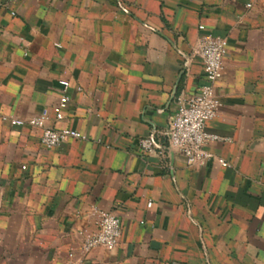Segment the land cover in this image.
<instances>
[{"label":"crops","instance_id":"0c3cea01","mask_svg":"<svg viewBox=\"0 0 264 264\" xmlns=\"http://www.w3.org/2000/svg\"><path fill=\"white\" fill-rule=\"evenodd\" d=\"M205 35L228 42L220 140L189 166L165 133L204 83ZM44 111L88 140L48 150L0 122V264H264V0H0V114ZM99 212L122 235L87 254Z\"/></svg>","mask_w":264,"mask_h":264},{"label":"built area","instance_id":"2783aa9c","mask_svg":"<svg viewBox=\"0 0 264 264\" xmlns=\"http://www.w3.org/2000/svg\"><path fill=\"white\" fill-rule=\"evenodd\" d=\"M203 29V27H201ZM228 42L225 38L205 35L199 44L197 56L204 66V83L197 91L181 100L177 112L165 133L169 146L182 154L189 166H205L214 159L212 153L206 148L208 143L220 140V137L211 135L206 131L207 123L215 119L221 109L222 103L216 95L215 85L222 78L224 71V57L227 53ZM64 95L59 105L55 108L58 121L64 118V111L68 107L70 97L68 95L69 83L63 82ZM50 121L48 111L41 115L22 120L0 114V122L13 127L29 126L40 129L41 143L45 149H54L69 140L86 141L88 137L83 133L71 129H55L47 124ZM139 151L147 156L160 152V145L155 135L141 138L138 142ZM223 167L228 163L219 159ZM122 235V223L115 213H98V230L86 235L82 250L90 253L97 248L106 251H114Z\"/></svg>","mask_w":264,"mask_h":264}]
</instances>
